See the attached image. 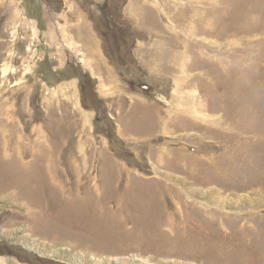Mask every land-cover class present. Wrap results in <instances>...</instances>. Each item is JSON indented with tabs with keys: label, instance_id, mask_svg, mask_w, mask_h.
<instances>
[{
	"label": "rangeland",
	"instance_id": "obj_1",
	"mask_svg": "<svg viewBox=\"0 0 264 264\" xmlns=\"http://www.w3.org/2000/svg\"><path fill=\"white\" fill-rule=\"evenodd\" d=\"M45 3L0 0V264H264V0Z\"/></svg>",
	"mask_w": 264,
	"mask_h": 264
},
{
	"label": "trees",
	"instance_id": "obj_2",
	"mask_svg": "<svg viewBox=\"0 0 264 264\" xmlns=\"http://www.w3.org/2000/svg\"><path fill=\"white\" fill-rule=\"evenodd\" d=\"M65 0H45V4L46 7L48 8L49 11H52L53 13L59 14L62 9H63V3ZM109 3V1H108ZM107 5L105 4L104 7H106ZM106 12V10H102V14H98L97 16H94L93 19V23L95 26V30L98 33V35L101 37V39L106 40L107 42H111L112 39H109V37L115 35V28L116 25L113 24V21L111 20L113 17H119V13L113 14L112 12H108V13H104ZM101 16V17H100ZM32 17V16H31ZM105 55L110 58L111 60L113 59V55L110 54L111 52H107L106 50H104ZM116 67V65H115ZM79 71L75 65H68L65 67V69L63 71L60 72H56V74L54 75V77L56 76H62L65 73H69L71 74V72L73 73L72 75H69V78L67 79H74V78H78L79 81V87L81 88V92H86L87 95L90 96V88L91 85L94 84V82L92 81L91 78H89V76H83L81 73L77 72ZM75 72L77 74H75ZM81 74V75H80ZM58 78V77H57ZM56 78V79H57ZM94 86V85H93ZM92 91L94 92V88H92ZM83 99V98H82ZM99 99V98H98ZM100 100V99H99ZM85 100H81V103L83 105L86 106V103L84 102ZM89 109L93 110L94 107L93 105L88 107Z\"/></svg>",
	"mask_w": 264,
	"mask_h": 264
},
{
	"label": "bare ground",
	"instance_id": "obj_3",
	"mask_svg": "<svg viewBox=\"0 0 264 264\" xmlns=\"http://www.w3.org/2000/svg\"><path fill=\"white\" fill-rule=\"evenodd\" d=\"M196 27H194V29H195ZM192 31V30H191ZM194 31V30H193ZM194 33V32H193ZM51 174V173H50ZM63 186V185H62ZM65 188V187H64ZM70 193V192H69ZM65 195V194H64ZM28 198V197H27ZM82 203V202H81ZM67 206V205H66ZM61 221V220H60Z\"/></svg>",
	"mask_w": 264,
	"mask_h": 264
},
{
	"label": "crops",
	"instance_id": "obj_4",
	"mask_svg": "<svg viewBox=\"0 0 264 264\" xmlns=\"http://www.w3.org/2000/svg\"><path fill=\"white\" fill-rule=\"evenodd\" d=\"M96 34H97V36L99 37L98 33H96Z\"/></svg>",
	"mask_w": 264,
	"mask_h": 264
}]
</instances>
